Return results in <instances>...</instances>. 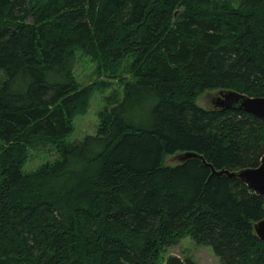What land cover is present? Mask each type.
<instances>
[{"label":"trees","instance_id":"trees-1","mask_svg":"<svg viewBox=\"0 0 264 264\" xmlns=\"http://www.w3.org/2000/svg\"><path fill=\"white\" fill-rule=\"evenodd\" d=\"M76 51L122 94L67 142L108 85L76 82ZM206 90L264 96V0H0V264H158L184 239L264 264V196L211 176L258 165L264 122L200 108ZM45 146L56 160L24 172ZM181 152L211 168L164 165Z\"/></svg>","mask_w":264,"mask_h":264},{"label":"rangeland","instance_id":"rangeland-1","mask_svg":"<svg viewBox=\"0 0 264 264\" xmlns=\"http://www.w3.org/2000/svg\"><path fill=\"white\" fill-rule=\"evenodd\" d=\"M97 74H100V79H97ZM103 71L96 68V64L87 56L75 53V64L73 67V75L80 86H85L90 82L101 80L108 83L106 87L101 84L95 86L88 100V106L83 113L76 114L72 122V131L65 138L67 142H74L83 139L86 136L94 135L98 127V113L102 111L106 105V98L112 91H117L122 94V85L116 80H110L101 76ZM222 90H206L196 100L197 106L202 109L215 108V101L219 97ZM187 152L175 153L167 155L164 158V165L174 166L181 163L183 155ZM55 155L49 151V147L44 148H29L28 159L23 166L24 172L36 170L39 166L46 162H53ZM186 160V159H184ZM168 256L179 257L181 260L190 259L193 264H219L218 258L212 253L210 247L197 246L189 239L181 240L177 245L167 248L161 255L158 264H163Z\"/></svg>","mask_w":264,"mask_h":264},{"label":"water","instance_id":"water-1","mask_svg":"<svg viewBox=\"0 0 264 264\" xmlns=\"http://www.w3.org/2000/svg\"><path fill=\"white\" fill-rule=\"evenodd\" d=\"M215 108L240 110L264 122V96L249 97L235 91H223L215 101ZM191 157L199 158L205 166L211 168V165L206 163L202 156L193 153L183 155L181 161ZM221 175L236 178L254 194L264 196V154L255 167L242 168L232 172L228 170L216 171L211 168V176ZM253 229L259 240L264 243V217L254 224Z\"/></svg>","mask_w":264,"mask_h":264},{"label":"bare ground","instance_id":"bare-ground-1","mask_svg":"<svg viewBox=\"0 0 264 264\" xmlns=\"http://www.w3.org/2000/svg\"><path fill=\"white\" fill-rule=\"evenodd\" d=\"M263 97V96H262ZM189 153V152H188ZM193 154H196V155H199V154H197V153H193ZM199 156H201V155H199Z\"/></svg>","mask_w":264,"mask_h":264}]
</instances>
